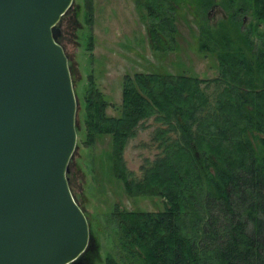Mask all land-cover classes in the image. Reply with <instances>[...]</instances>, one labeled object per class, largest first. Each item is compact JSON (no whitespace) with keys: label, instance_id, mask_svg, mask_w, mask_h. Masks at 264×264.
Returning a JSON list of instances; mask_svg holds the SVG:
<instances>
[{"label":"trees","instance_id":"obj_1","mask_svg":"<svg viewBox=\"0 0 264 264\" xmlns=\"http://www.w3.org/2000/svg\"><path fill=\"white\" fill-rule=\"evenodd\" d=\"M169 3L146 5L156 49L164 47L162 34L175 30L176 13L165 9ZM225 37L211 27L202 31L201 50L218 55L216 78L126 75L119 116L108 114L111 103L92 78L83 142L94 145L98 137L110 136L112 171L126 194L164 203L159 210L116 205L112 219L120 253L118 258L109 254L105 264H264V41L242 47ZM151 118L158 126L149 147L157 152L135 172L125 151ZM205 187L206 206L231 216L230 231L222 237L213 224L198 245L180 236V220L182 213L187 220L201 210L193 193ZM98 250L90 240L71 264H92Z\"/></svg>","mask_w":264,"mask_h":264},{"label":"water","instance_id":"obj_2","mask_svg":"<svg viewBox=\"0 0 264 264\" xmlns=\"http://www.w3.org/2000/svg\"><path fill=\"white\" fill-rule=\"evenodd\" d=\"M73 0H0V264H71L90 227L68 172L77 98L59 22Z\"/></svg>","mask_w":264,"mask_h":264},{"label":"rangeland","instance_id":"obj_3","mask_svg":"<svg viewBox=\"0 0 264 264\" xmlns=\"http://www.w3.org/2000/svg\"><path fill=\"white\" fill-rule=\"evenodd\" d=\"M148 2L73 0L59 22L62 34L58 42L68 56L77 98L78 142L67 175L73 195L87 216L90 240L99 249L98 259L92 264H105L109 254L119 256L112 219L117 204L129 210L164 208L159 198H132L126 194L112 171L110 136L98 137L94 145L83 142V110L92 78L111 103L108 114L119 116L126 75L144 72L213 79L221 72L216 54L201 50L199 39L203 22L215 27L224 18L220 8L213 11L212 6L201 7L200 0H175L182 5L175 14V30L173 34L165 31L164 47L156 49L149 29ZM213 89V85L208 88L209 92ZM157 126L152 118L147 120L130 140L125 151L129 169L138 172L143 159L157 152L149 147Z\"/></svg>","mask_w":264,"mask_h":264},{"label":"flooded vegetation","instance_id":"obj_4","mask_svg":"<svg viewBox=\"0 0 264 264\" xmlns=\"http://www.w3.org/2000/svg\"><path fill=\"white\" fill-rule=\"evenodd\" d=\"M167 2L171 3L167 4L165 9L173 8L175 13L182 7V5L176 3L175 0H167ZM199 4L201 7L206 8L212 6L211 8L213 11L220 8L218 10H221L224 14V18L221 19L215 27L208 24L204 25L205 22H203L204 24L202 23L203 25L201 26L199 36L200 42L202 31L208 27L213 28L219 34L220 38L227 35V37H225L226 39H229L233 44H240L242 47L243 45L253 43L258 45L264 41V0H200ZM210 14L211 12H208L207 17H209ZM204 19L208 21V18L205 17ZM171 37L173 40L175 39L173 38L174 36ZM214 54H216L218 59L217 53Z\"/></svg>","mask_w":264,"mask_h":264},{"label":"clouds","instance_id":"obj_5","mask_svg":"<svg viewBox=\"0 0 264 264\" xmlns=\"http://www.w3.org/2000/svg\"><path fill=\"white\" fill-rule=\"evenodd\" d=\"M205 191L201 192L199 189L193 193L196 196L197 201L201 204V210H194L188 215V219L184 220V214H181V232L180 236L188 240L189 242H194L200 244L205 236V228H211L213 224L218 228L219 233L222 237L229 234V224L231 222V216L226 215L219 208L209 209L206 206L205 200L207 195L208 187L204 188ZM239 196L237 195V199ZM209 256L213 253L209 252ZM201 258H204V253H201Z\"/></svg>","mask_w":264,"mask_h":264}]
</instances>
